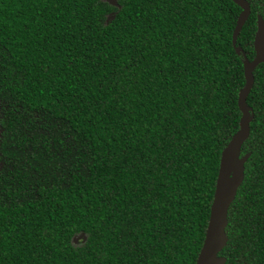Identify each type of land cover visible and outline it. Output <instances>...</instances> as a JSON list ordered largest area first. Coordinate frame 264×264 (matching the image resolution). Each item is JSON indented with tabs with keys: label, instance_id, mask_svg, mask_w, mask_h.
<instances>
[{
	"label": "trees",
	"instance_id": "1",
	"mask_svg": "<svg viewBox=\"0 0 264 264\" xmlns=\"http://www.w3.org/2000/svg\"><path fill=\"white\" fill-rule=\"evenodd\" d=\"M236 44L251 50L255 15ZM232 0H0V264H195L238 129ZM111 15V17H108ZM225 264H264V68Z\"/></svg>",
	"mask_w": 264,
	"mask_h": 264
},
{
	"label": "water",
	"instance_id": "2",
	"mask_svg": "<svg viewBox=\"0 0 264 264\" xmlns=\"http://www.w3.org/2000/svg\"><path fill=\"white\" fill-rule=\"evenodd\" d=\"M105 1L111 5H117V0ZM232 1L240 7L231 37L235 53L239 55L241 47L236 44L237 36L249 16L250 5L247 0ZM108 17H111V15ZM256 26L253 39L255 55L250 61L246 57L242 60L244 84L239 89L237 95V107L241 114L238 129L232 134L220 153L208 222L195 264H225L226 261V258L219 255V253L227 243L225 232L227 212L231 202L235 198L238 187L243 181L244 163L249 155V153L241 155V146L249 135V124L253 118V112L251 107L246 103V97L254 82L253 70L255 66L260 62H264V21L260 15H257Z\"/></svg>",
	"mask_w": 264,
	"mask_h": 264
},
{
	"label": "flooded vegetation",
	"instance_id": "3",
	"mask_svg": "<svg viewBox=\"0 0 264 264\" xmlns=\"http://www.w3.org/2000/svg\"><path fill=\"white\" fill-rule=\"evenodd\" d=\"M248 1V0H247ZM249 3V1H248ZM250 5V3H249ZM250 14V13H249ZM257 15H260L261 18L263 19L264 21V11L263 13H256L255 15V30H254V34H255V31H256V19H257ZM254 39V35H253V38ZM240 47H241V51H240V56H242V60L244 59V57H246L249 61L253 59L254 55H255V50H254V46H253V40H252V44L250 45V48L251 50H247V49H244V46H248V43L247 41L243 42V44H238ZM258 68H264V62H260L259 64H257L254 68V70L258 69ZM254 70H253V76H254ZM248 96V95H247ZM247 98V97H246ZM252 109V108H251ZM253 112V111H252ZM0 117H1V108H0ZM1 127V125H0ZM2 130V128H1ZM1 134V133H0ZM3 160H2V157L0 156V166L2 164ZM219 255H222L219 253ZM224 256V255H222ZM225 257V256H224Z\"/></svg>",
	"mask_w": 264,
	"mask_h": 264
}]
</instances>
